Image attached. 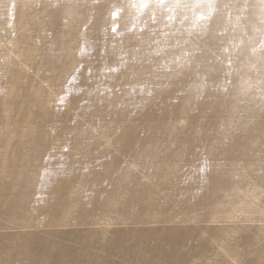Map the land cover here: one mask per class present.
Returning <instances> with one entry per match:
<instances>
[{"label": "rangeland", "instance_id": "374dc122", "mask_svg": "<svg viewBox=\"0 0 264 264\" xmlns=\"http://www.w3.org/2000/svg\"><path fill=\"white\" fill-rule=\"evenodd\" d=\"M35 259L264 264V0H0V264Z\"/></svg>", "mask_w": 264, "mask_h": 264}, {"label": "bare ground", "instance_id": "6f19581e", "mask_svg": "<svg viewBox=\"0 0 264 264\" xmlns=\"http://www.w3.org/2000/svg\"><path fill=\"white\" fill-rule=\"evenodd\" d=\"M131 199L133 200L134 203H136L137 205H139V209L140 210H143V207H147V206H150L151 207L152 205H154L153 202H149L148 200H146V196H143V198H141L138 195H136V192L133 193V195L131 196ZM128 204L131 205L132 202H130V200H129V203ZM33 264H42V261L35 259L33 261Z\"/></svg>", "mask_w": 264, "mask_h": 264}]
</instances>
